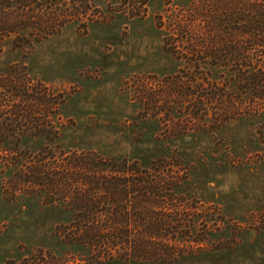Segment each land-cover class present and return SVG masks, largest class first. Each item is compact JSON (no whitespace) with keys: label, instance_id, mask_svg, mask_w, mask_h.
<instances>
[{"label":"rangeland","instance_id":"374dc122","mask_svg":"<svg viewBox=\"0 0 264 264\" xmlns=\"http://www.w3.org/2000/svg\"><path fill=\"white\" fill-rule=\"evenodd\" d=\"M198 1L92 0L83 24L69 22L39 42L4 40L0 75L14 67L33 91L48 89L49 106L38 105L32 122L15 116L12 104L0 107L14 119L6 120L14 129L3 130L8 116L0 113V136L22 139L0 143V264H88L80 260L85 249L69 243L75 204L60 191L51 200L35 169H19L45 157L66 162L74 152L142 168L169 161L157 172L178 185L167 190L171 204L158 209L172 217L181 210L186 220L175 230L199 246L173 263L104 264H264V97L240 90L239 70H252L244 61L228 52L215 59L207 43L189 40L201 36L202 24L174 26ZM249 99L262 105L258 111L245 108Z\"/></svg>","mask_w":264,"mask_h":264},{"label":"trees","instance_id":"16d2710c","mask_svg":"<svg viewBox=\"0 0 264 264\" xmlns=\"http://www.w3.org/2000/svg\"><path fill=\"white\" fill-rule=\"evenodd\" d=\"M91 1L0 0V50L4 40L12 35L19 44H28L58 33L69 22L85 23L94 13H89ZM190 9L188 16L174 18V26L184 29L202 24L201 36L193 33L189 40L207 43L205 48L209 54L206 53L215 59L228 52L244 61L242 65L252 70H239L238 79H242L245 86L240 90L249 92L253 98L264 97V60H261L264 57V0H199ZM129 13L133 12L129 10ZM145 13V9L141 10V14ZM10 68L0 75V107L12 104L10 111L15 116L32 122L38 105L47 103L45 107L49 106L48 89L33 91L31 81L17 80L12 75L14 67ZM19 73L27 74L24 67ZM247 102L245 108L249 112L258 111L262 106H251L250 99ZM230 109L234 106L220 110L225 116ZM0 113L8 116L5 122L3 120V130L12 131V122L6 123V120H14L9 117V110ZM21 141L18 137L0 136V143L13 147ZM45 158L21 162L19 169H35L51 200L50 195L60 191L62 198L68 195L66 199L75 204L76 231L69 243L85 249L81 261L104 264L114 258H130L173 263L198 252L199 246L186 244L183 231L175 230L186 220V215L178 210L172 217L158 209L171 204L173 195L167 190L178 185L173 175L157 172L158 166L170 167L169 161L159 160L150 168H142L136 161L104 158L94 152H74L66 162L55 157H50L49 161ZM131 225L137 229L130 230ZM178 233L182 235L180 240ZM171 240L173 243L169 244Z\"/></svg>","mask_w":264,"mask_h":264}]
</instances>
